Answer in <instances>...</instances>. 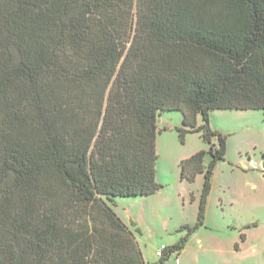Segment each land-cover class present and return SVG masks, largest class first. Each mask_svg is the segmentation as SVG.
<instances>
[{
  "label": "trees",
  "instance_id": "16d2710c",
  "mask_svg": "<svg viewBox=\"0 0 264 264\" xmlns=\"http://www.w3.org/2000/svg\"><path fill=\"white\" fill-rule=\"evenodd\" d=\"M214 111L264 113V0H0V264H148L115 200L161 190L164 112L207 195Z\"/></svg>",
  "mask_w": 264,
  "mask_h": 264
},
{
  "label": "rangeland",
  "instance_id": "374dc122",
  "mask_svg": "<svg viewBox=\"0 0 264 264\" xmlns=\"http://www.w3.org/2000/svg\"><path fill=\"white\" fill-rule=\"evenodd\" d=\"M158 121L157 182L161 190L150 197L118 198L113 206L125 223L132 219L137 224L134 229L146 262L159 260L156 252L161 245L173 247L186 240L179 256L183 264H264V113L210 114V128L217 134L214 144L220 148L221 135L226 155L216 162L207 195L205 174L192 183L181 177L183 160L209 152L204 132L184 128L178 112H164ZM205 124L199 116L198 126ZM212 161L207 154V170Z\"/></svg>",
  "mask_w": 264,
  "mask_h": 264
},
{
  "label": "built area",
  "instance_id": "2783aa9c",
  "mask_svg": "<svg viewBox=\"0 0 264 264\" xmlns=\"http://www.w3.org/2000/svg\"><path fill=\"white\" fill-rule=\"evenodd\" d=\"M175 254L170 253V247L167 245H161L156 252V256L159 259V264H181L180 257L177 256L174 263H171L170 260Z\"/></svg>",
  "mask_w": 264,
  "mask_h": 264
},
{
  "label": "water",
  "instance_id": "95a60500",
  "mask_svg": "<svg viewBox=\"0 0 264 264\" xmlns=\"http://www.w3.org/2000/svg\"><path fill=\"white\" fill-rule=\"evenodd\" d=\"M254 165H257V163H255L254 162ZM262 168H263V170H264V161L262 162ZM129 227L131 228V229H134V228H136V226H137V224H135L134 222H133V220L131 219L130 221H129Z\"/></svg>",
  "mask_w": 264,
  "mask_h": 264
},
{
  "label": "crops",
  "instance_id": "0c3cea01",
  "mask_svg": "<svg viewBox=\"0 0 264 264\" xmlns=\"http://www.w3.org/2000/svg\"><path fill=\"white\" fill-rule=\"evenodd\" d=\"M180 256V255H179ZM146 261V260H145ZM148 263V262H147ZM148 264H159V260L158 261H156V262H152V263H148ZM181 264H183V263H181Z\"/></svg>",
  "mask_w": 264,
  "mask_h": 264
}]
</instances>
